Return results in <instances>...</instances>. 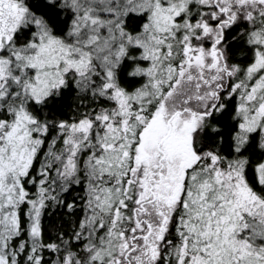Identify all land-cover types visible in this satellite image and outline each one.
<instances>
[{
  "label": "snow or ice",
  "instance_id": "6c2138e0",
  "mask_svg": "<svg viewBox=\"0 0 264 264\" xmlns=\"http://www.w3.org/2000/svg\"><path fill=\"white\" fill-rule=\"evenodd\" d=\"M0 264H264V0H0Z\"/></svg>",
  "mask_w": 264,
  "mask_h": 264
}]
</instances>
